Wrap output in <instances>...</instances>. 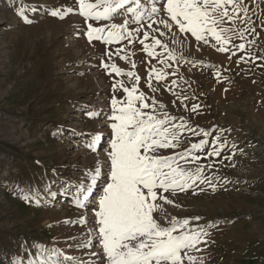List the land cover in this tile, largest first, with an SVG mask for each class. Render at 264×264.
Masks as SVG:
<instances>
[{"label":"rangeland","instance_id":"1","mask_svg":"<svg viewBox=\"0 0 264 264\" xmlns=\"http://www.w3.org/2000/svg\"><path fill=\"white\" fill-rule=\"evenodd\" d=\"M84 2L96 4L94 12L108 7ZM245 6L251 19L223 25L231 40L219 53L209 46L225 45L206 31L208 43L179 31L167 0H130L100 19L83 15L80 0H0V264H109L95 238L96 213L111 182L112 101H127L124 88L144 93L136 106L176 132L169 140L178 146L156 155L185 171L203 169L190 188L163 193L171 204L155 189L165 212L154 218L163 226L187 219L174 235L200 233L186 250L196 264H264V0H243L236 11ZM113 24L132 36L88 39L89 25L107 36ZM153 35L161 45L153 47ZM200 55L217 66L205 71L192 60ZM197 80L209 107L190 118L184 94ZM201 140L208 143L192 148ZM221 144L219 156L208 155Z\"/></svg>","mask_w":264,"mask_h":264},{"label":"snow or ice","instance_id":"2","mask_svg":"<svg viewBox=\"0 0 264 264\" xmlns=\"http://www.w3.org/2000/svg\"><path fill=\"white\" fill-rule=\"evenodd\" d=\"M129 2L130 0H104L108 7H105L102 13L94 12L97 5L86 4L84 0H80V6L83 15L100 19L109 17L116 9L124 7ZM240 3H243V0L239 2L237 0H167V13L179 27L180 32H190L197 40L208 43L204 35L206 31L214 36L217 44L225 45L219 47L218 51L228 52L229 48L226 45L231 37L227 33L231 29L224 28L223 25L227 22L234 23L237 18L251 19L246 6L236 11ZM71 11V8L67 10V12ZM157 11L156 8L152 9V12ZM241 13L244 15L241 16ZM18 14L28 23L32 22L24 16L23 9L19 10ZM51 14L62 19L67 13L53 11ZM159 23L167 29L171 28L167 20H160ZM111 27L114 31L104 36V28L89 25L88 39L90 41L103 39L111 42L132 36V32L120 31L126 25L113 24ZM148 27L151 28V25ZM248 30L245 29V31ZM158 31L159 29H152L153 33ZM251 31L254 32L255 29ZM239 35L242 37L243 32ZM147 36L148 33H145V38ZM152 38L153 47L162 44L161 39L156 38L155 35ZM140 43L143 44L144 41L141 40ZM163 47L168 46L164 44ZM238 47L244 49L245 45L240 44ZM104 67L109 66L105 64ZM112 71L119 74L121 70L112 65ZM128 75L132 76L133 73L129 72ZM163 78L162 75L157 74V79ZM120 86L123 87L122 84ZM124 91L129 93L127 101L115 99L112 101L117 114L110 117L116 121L110 125L115 134V139L111 141L112 150L108 153L111 161V182L106 185L103 197L99 201L100 209L96 213L99 217V228L96 230L95 238L101 243L109 264H183L185 257L192 264H196L198 258L189 255L186 250L196 248V245L201 242L200 233L174 235L177 223L184 227L189 221L187 219L182 222L173 220L170 226H163L158 223L153 214L165 212L163 205L156 203L158 193L155 189L162 190L159 200L171 204L173 201L163 193L174 194L177 189L184 191L190 188L192 184L189 181H193L194 176L200 179L199 173L203 169L197 168L195 173L185 171L174 166L171 158L156 155L158 149L178 146L169 140V136L172 140L177 139L176 132L168 127H162L166 123L165 120H156L155 117L142 112L141 108L136 106V101H144V93L133 96L135 88L131 90L124 88ZM118 104L123 106L117 107ZM150 106L154 107V105L143 103V108ZM198 108L199 105H193L192 110L195 111ZM209 134L205 133V135ZM216 139L219 141L220 137ZM207 143V140H201L199 144H193L192 148H203ZM223 147L225 144H221L208 155L219 156L220 149ZM83 222L87 223L86 220ZM204 234L207 235V233ZM84 246H90V243ZM182 252L184 256L181 255Z\"/></svg>","mask_w":264,"mask_h":264},{"label":"crops","instance_id":"3","mask_svg":"<svg viewBox=\"0 0 264 264\" xmlns=\"http://www.w3.org/2000/svg\"><path fill=\"white\" fill-rule=\"evenodd\" d=\"M211 49H213V51L217 50L219 47L211 44L209 46ZM192 47L191 50H193ZM218 51V50H217ZM219 53H221L220 51H218ZM231 53V52H230ZM204 56L200 55L199 58L193 57V63H196L198 65H203V69L205 71L208 70L209 67H214L217 66L216 63H206L205 61H201L200 59H203ZM241 58V57H239ZM194 64V65H196ZM221 67V65H220ZM196 83H194L195 85H193V87H190L184 94V98L190 101V104L188 105L190 110V114H188V116L190 118H196L197 117V109L195 111L192 110L193 105H199V109H206L209 107L208 102H207V97H208V92H204L202 90V87H197L200 85L201 82H199L198 80L195 81Z\"/></svg>","mask_w":264,"mask_h":264}]
</instances>
